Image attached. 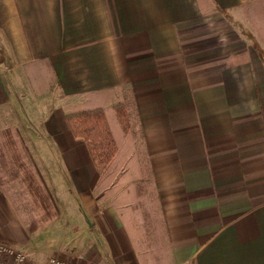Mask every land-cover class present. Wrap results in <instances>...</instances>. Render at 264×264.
<instances>
[{"label": "crops", "instance_id": "obj_1", "mask_svg": "<svg viewBox=\"0 0 264 264\" xmlns=\"http://www.w3.org/2000/svg\"><path fill=\"white\" fill-rule=\"evenodd\" d=\"M94 108L104 168L67 121ZM5 129L54 201L18 240L0 199L29 264H264V0H0Z\"/></svg>", "mask_w": 264, "mask_h": 264}, {"label": "trees", "instance_id": "obj_2", "mask_svg": "<svg viewBox=\"0 0 264 264\" xmlns=\"http://www.w3.org/2000/svg\"><path fill=\"white\" fill-rule=\"evenodd\" d=\"M67 121L72 134L75 137H81L86 142L95 156V149L102 150L104 147L114 149L115 142L110 134L105 116L100 108L70 112L67 114ZM0 150L1 163L8 166L9 173L15 177L21 176L28 189L30 196L36 201L41 209L50 210L49 217L54 214L52 204L45 193V190L38 180L35 172L26 162V154L21 145L15 139L11 129H5L0 132ZM6 150V151H5ZM23 152V155L21 154ZM23 172L22 174L20 172ZM37 226L31 221L29 229L34 230Z\"/></svg>", "mask_w": 264, "mask_h": 264}, {"label": "rangeland", "instance_id": "obj_3", "mask_svg": "<svg viewBox=\"0 0 264 264\" xmlns=\"http://www.w3.org/2000/svg\"><path fill=\"white\" fill-rule=\"evenodd\" d=\"M81 111L75 110L72 112ZM111 134V133H110ZM115 136L118 140H120L121 135L119 134V131L115 130ZM2 139H0L1 143ZM3 149L0 147V150ZM24 153L26 154V162H28L29 166L32 168V170L35 172L38 180L41 184H43V188L45 190L46 195L51 201L52 204V211L54 210L53 202L51 200V194L47 191V188L45 187V183L41 180V176L39 174L38 168L36 167L33 159H32V153L30 150V147H22ZM6 151V150H5ZM116 151V145L114 146V149L111 147H104L102 150L95 149V159L97 160V164L104 168L105 165L109 162V160L113 157L114 153ZM23 155V152L21 153ZM9 166V165H8ZM8 166L6 167L1 163L0 158V199L6 202H9V213L11 221L14 223V231L17 236L18 240H23V238H27L29 231H28V225L31 221H34V223H43L47 220L49 217L50 210H44L39 207V205L36 203V201L30 196L28 193L27 186L25 184V181L22 180L21 176L15 177L11 173H9ZM23 173L22 171L20 172ZM22 243V242H21ZM17 246H20L21 244H17ZM22 249L28 252V249H33L30 246H21ZM17 248V247H16ZM18 249V248H17Z\"/></svg>", "mask_w": 264, "mask_h": 264}, {"label": "built area", "instance_id": "obj_4", "mask_svg": "<svg viewBox=\"0 0 264 264\" xmlns=\"http://www.w3.org/2000/svg\"><path fill=\"white\" fill-rule=\"evenodd\" d=\"M29 253L17 249L14 245L0 240V264H29ZM42 264H78L62 260L57 257H49Z\"/></svg>", "mask_w": 264, "mask_h": 264}]
</instances>
